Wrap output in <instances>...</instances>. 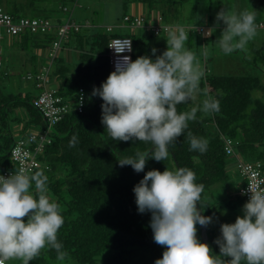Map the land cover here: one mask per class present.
<instances>
[{"label": "trees", "instance_id": "obj_1", "mask_svg": "<svg viewBox=\"0 0 264 264\" xmlns=\"http://www.w3.org/2000/svg\"><path fill=\"white\" fill-rule=\"evenodd\" d=\"M1 1L4 3V6L0 4L4 11L13 17L22 16L18 14V8L8 6L12 0ZM39 1L41 0H29L26 5L36 6ZM126 1H139L145 7L152 8L156 4L169 8L177 2H183ZM62 3V9L66 10L65 0ZM161 13L163 21L168 22L164 10ZM66 20L57 18L54 23L57 25ZM260 21L256 22L257 27ZM56 30V27H52L42 33L24 31L7 37L20 50H25L26 46L45 49L54 39L59 38L57 52L64 46L77 51V59L71 61L62 52H56L48 65L51 77L47 75L46 86L54 89V94L61 97L58 104L65 105V109L58 112L56 120L48 125L42 110L34 105V99L42 92V87L27 76L35 74L37 69H32L25 75L36 87L33 93L12 92L10 88L4 91L0 87V169L16 168L10 154L17 139L16 134L24 136L31 132L47 131L46 141L37 152L34 168L30 173L44 169L48 177V195L62 206L65 221L59 230L58 239L69 253L68 259L58 261L55 251L46 249L30 264H154L156 259L161 258L164 248L152 238L149 227L151 214L137 211L133 187L145 172L151 169L163 172L165 168L174 170L175 162L180 167L194 171L196 182L204 185L199 202L203 215L211 216L216 213V209L222 207L236 208L237 204L243 207L244 199L237 192L234 195L237 203L231 202L233 206L228 203L233 200L230 197L227 203L217 204L212 193L216 186L223 189L227 186L228 170L230 171L227 169V162L231 157L235 159L234 155H227L224 151L225 138L234 140L233 148L239 158L260 160L264 176V100L253 95L257 90L264 92V82L258 75H221L206 73L204 69L205 77L202 78L200 87L202 90L207 89L208 95L219 100V111L210 115L198 111L196 119L189 122L185 133L169 145V158L162 162L150 159L144 172L137 173L131 166L120 167L118 160L134 156L137 149L145 150L151 145L141 141L112 140L101 123L103 101L98 96L91 95L93 87L98 88L112 72L108 67L106 51L107 41L115 33H93L95 39L88 43L86 37L78 33L79 26L77 29L69 27L61 37H58ZM196 33L201 35L198 41L201 40L204 50L205 38L211 34L210 26L196 27ZM150 35L160 36V33ZM129 36L132 39V60L145 56L146 51L148 52L147 42L136 34ZM189 36L191 38L192 34ZM186 42L189 46V38ZM253 48V60L258 59L264 63V39ZM1 75L5 76L7 72L1 69ZM50 80L55 82L54 86L49 85ZM79 86L85 90L81 111L76 108L75 97ZM221 92L224 95H219ZM189 102L178 105L177 110H189ZM189 131L209 141L206 152L201 154L189 150ZM73 138L75 144L70 146ZM197 228L201 241L199 225ZM206 231L207 244L218 255L219 248L214 243L215 238L208 227Z\"/></svg>", "mask_w": 264, "mask_h": 264}, {"label": "clouds", "instance_id": "obj_2", "mask_svg": "<svg viewBox=\"0 0 264 264\" xmlns=\"http://www.w3.org/2000/svg\"><path fill=\"white\" fill-rule=\"evenodd\" d=\"M216 21L224 25L216 40L219 50L225 55L246 53L248 43L257 35L256 12L221 9ZM187 40L183 28L170 31L166 49L160 55L152 49L154 59L139 56L132 60L122 55L132 51L131 41L108 46L117 56L115 70L91 93L103 101L101 123L114 141L151 145L118 160L120 167L131 166L140 173L148 160L168 159L169 145L185 133L198 111L205 115L219 111V100L200 87L205 72L195 53L185 47ZM198 94L204 96L200 105L177 110L178 105L187 104ZM187 137L190 151H207L206 138L190 131ZM74 144L75 138L70 146ZM196 179V173L187 167L165 168L163 172L151 169L133 187L137 211L151 214L152 238L164 248L154 264H264V187L248 186L247 192L241 193L248 195L243 215L234 223L220 224V235L214 240L219 248L217 255L198 237L197 225L207 228L213 217L197 208L204 185ZM48 192L43 168L33 173L21 169L0 175V264H30L46 249L54 250L58 261L68 259L69 253L58 239L65 222L62 206Z\"/></svg>", "mask_w": 264, "mask_h": 264}, {"label": "rangeland", "instance_id": "obj_3", "mask_svg": "<svg viewBox=\"0 0 264 264\" xmlns=\"http://www.w3.org/2000/svg\"><path fill=\"white\" fill-rule=\"evenodd\" d=\"M4 6L3 1L0 2ZM67 10L62 11L65 14L63 21L70 16L73 20L79 23L78 33L84 35L88 43L95 39L93 33H115L117 35H130L136 34L142 37L147 42L148 52L145 56L155 58L152 56V49H157L156 55H160L166 49V41L170 31H177L176 26H183V29L188 33L189 46L187 42L185 47L193 51L200 62L201 67L206 69V73L213 74H230V75H245L252 74L258 75L264 82V63L261 61L253 60L254 52L253 47L259 45L264 39V28L256 26L257 35L247 45L248 51L240 52L234 51L231 54H223L217 47L216 40L220 36L224 27L222 23H217L216 14L222 10L234 11L239 13L245 9L256 12V21H264V0H183V2L175 3L168 7H161L159 4L152 7H145L140 9L144 22H153L156 11L163 10L168 18V23L171 28L163 30L160 36L148 34L143 27L131 26L128 21L123 19V14L135 15L137 13V4L135 1L126 0H65ZM29 14V13H22ZM33 14L32 12L29 14ZM162 14V13H161ZM201 25H208L211 29V34L207 36L206 47L203 46L201 35L196 33V27ZM91 34V36H90ZM192 34L190 38L189 35ZM8 35L5 32L0 33V59L6 61L9 71L7 75L0 76V87L4 91L8 88L13 91L27 92L29 94L33 91L32 80L26 79L25 75L28 71L37 66L40 59L41 63L49 65L50 61L47 58L45 51L39 54L33 47L26 46L25 50H20L18 45L11 43L7 39ZM59 50L57 53H61ZM150 54V55H149ZM204 55V57H203ZM76 51L72 54L71 58L75 59ZM77 59V58H76ZM10 60V61H9ZM40 63V62H39ZM40 67V66H39ZM38 67V68H39ZM36 70L38 72L40 69ZM50 75V72L49 74ZM51 77V75H50ZM55 85L52 81L49 85ZM254 96L260 97L264 100V92L254 91ZM204 99L202 94H198L195 99L189 102L190 108L198 106ZM234 159L231 157L227 162L228 170V183L223 189L221 186L213 188V199L219 204L223 205L228 202L229 197L233 200L228 202L231 206L235 203L234 195L237 192L239 180L242 176L239 174L237 168L230 166ZM227 195V196H226ZM233 202V203H231ZM237 203V201H236ZM216 213L211 215L213 222L208 225L210 234L216 239L220 235V224L234 223L237 216H242V207L236 206L230 208H218ZM14 261H9L12 263Z\"/></svg>", "mask_w": 264, "mask_h": 264}, {"label": "built area", "instance_id": "obj_4", "mask_svg": "<svg viewBox=\"0 0 264 264\" xmlns=\"http://www.w3.org/2000/svg\"><path fill=\"white\" fill-rule=\"evenodd\" d=\"M123 19L128 21V24L131 26H142L148 33L159 34L163 30H168L171 28V24L163 21V16L161 13L157 12L154 15L153 22H144V18L141 15H124ZM78 23L72 20L69 16L66 22L58 23L57 25L50 19L45 16H19L13 17L10 13L4 11V9L0 6V33L5 32L7 35H15L20 32L29 31V32H46L49 31L52 27H56L58 37L63 36L69 27H73L77 29ZM259 27H263L264 23L259 22ZM180 26L177 25L176 28ZM203 28V27H202ZM202 28L200 30H202ZM203 31V30H202ZM203 33V32H202ZM60 39H54L47 48H45V54L49 61L56 55V52L59 48ZM116 41H131L132 48V39L129 35H113L107 41V57L108 64L111 71L115 70V61L117 56L115 55L114 49L109 48L108 46L113 45ZM122 55H128L131 57V52H125ZM132 59V57H131ZM49 66L41 64L38 69H40L35 74H28V78H33L35 84L39 87H42V92L34 99V105L38 106L46 120L48 125L52 124L57 116L58 112L65 109V105H59L58 102L61 101V97L54 94V89H48L46 86L48 80V71ZM2 69V62L0 59V71ZM84 88L79 86L77 91L75 92L76 97V108L78 111L82 110L84 104ZM83 97V99H81ZM45 132H31L24 136H19L15 140L14 144L11 147L10 154L12 159L16 163L15 169H0V175L7 176L9 173H15L20 171L21 169L26 170L27 172H31L34 168L36 154L41 150V146L43 142L46 141ZM48 140V139H47ZM224 151L227 155H234V163L242 176V183H240L238 188V193L244 199V202L248 200V195L241 193L247 192L248 186H256L260 185L264 187V176L262 172V162L257 159H243L239 158L235 153L233 148L234 140L231 138H225L224 141ZM8 264V262H6ZM11 264H20V262L11 263Z\"/></svg>", "mask_w": 264, "mask_h": 264}, {"label": "crops", "instance_id": "obj_5", "mask_svg": "<svg viewBox=\"0 0 264 264\" xmlns=\"http://www.w3.org/2000/svg\"><path fill=\"white\" fill-rule=\"evenodd\" d=\"M26 1H29V0H12V2L8 5L10 8H12V9H17L18 8V14L19 15H25V16H37V15H42V16H47L48 18H50L51 20H53V22L54 21H56V19L57 18H62V16L61 15H63V18L65 17V14L62 12V11H64L63 9H62V5H63V3H62V0H41V1H39L38 2V5H36V6H32V7H29V6H27L26 4H27V2ZM136 2V4H137V9H136V11H137V13L135 14V15H141L142 16V13H141V11H140V9H142V8H144V4L142 3V2H139V1H135ZM1 6V5H0ZM65 6H66V4H65ZM66 8V10H67V6L65 7ZM33 13V14H31V15H29V14H22V13ZM157 12H159V10L158 11H156V13ZM17 13V12H16ZM129 15V14H128ZM63 18H62V20H63ZM143 18H144V16H143ZM145 19V18H144ZM256 23V22H255ZM136 27H142V26H136ZM143 29H144V27H143ZM145 30V29H144ZM146 31V30H145ZM147 32V31H146ZM148 33V32H147ZM148 34H150V33H148ZM37 51H38V53L39 54H42V53H44V51H45V49H39V48H35ZM74 51H76V50H74ZM74 51L73 50H71V49H69L67 46H64V48L62 49V53H63V55H64V57L67 59L68 57H70L71 58V56H72V54L74 53ZM107 55V54H106ZM77 57V51H76V56H75V58ZM108 58V57H107ZM72 60V59H71ZM10 61V60H9ZM41 59H40V63L38 62V65L37 66H33V69H37L42 63H41ZM7 64H9L8 63V59L6 60V61H3L2 62V71H6V72H8L9 71V68H8V66H7ZM108 67H109V64H108ZM109 70H110V67H109ZM30 71H32V70H30ZM111 71V70H110ZM51 81V80H50ZM52 82V81H51ZM50 82V83H51ZM52 85V84H51ZM52 86H54V85H52ZM32 88H33V91L31 92V93H33V92H35L36 91V87L33 85V82H32ZM15 134H16V132H15ZM19 136H21V134H16V137H19ZM15 137V138H16ZM230 166H232L233 168H235L236 169V166H235V163H234V161H232V163H230ZM242 181V179H240L239 180V183ZM239 183H238V185H239Z\"/></svg>", "mask_w": 264, "mask_h": 264}, {"label": "water", "instance_id": "obj_6", "mask_svg": "<svg viewBox=\"0 0 264 264\" xmlns=\"http://www.w3.org/2000/svg\"><path fill=\"white\" fill-rule=\"evenodd\" d=\"M175 164H176V168L180 167L177 162H175ZM197 208L199 209V205H197ZM199 230H200L201 241L203 243H207L208 236H207L206 228L199 226Z\"/></svg>", "mask_w": 264, "mask_h": 264}]
</instances>
